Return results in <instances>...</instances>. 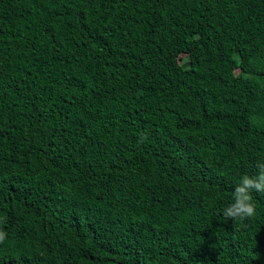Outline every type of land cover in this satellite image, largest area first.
Instances as JSON below:
<instances>
[{"label": "trees", "instance_id": "1", "mask_svg": "<svg viewBox=\"0 0 264 264\" xmlns=\"http://www.w3.org/2000/svg\"><path fill=\"white\" fill-rule=\"evenodd\" d=\"M0 264H264V0H0Z\"/></svg>", "mask_w": 264, "mask_h": 264}]
</instances>
